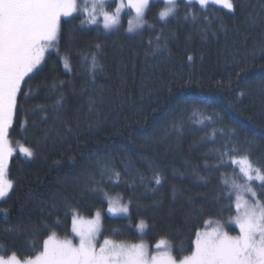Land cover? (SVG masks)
I'll return each mask as SVG.
<instances>
[{"label": "trees", "instance_id": "16d2710c", "mask_svg": "<svg viewBox=\"0 0 264 264\" xmlns=\"http://www.w3.org/2000/svg\"><path fill=\"white\" fill-rule=\"evenodd\" d=\"M77 2L91 8L95 0ZM116 2L108 0L107 10ZM238 2L235 15L214 6L209 24L198 5L187 10L183 0L175 17L160 21L164 0H152L145 27L131 33L127 8L119 29L107 32L102 23L82 25L81 13L62 18L57 50L18 96L10 130L17 150L8 166L13 189L0 201L7 209L0 212V254L34 256L52 231L72 233L75 213L103 211L102 236L149 244L165 238L182 256L208 220L236 213L222 177L239 173L238 166L225 157L217 167L225 146L236 145L264 169V0ZM186 10L197 20H185ZM157 35L161 50L154 54ZM93 54L103 70L90 69ZM20 144L33 157H24ZM153 171L161 185L150 183ZM105 193L121 195L129 213L107 214ZM141 219L148 225L143 232Z\"/></svg>", "mask_w": 264, "mask_h": 264}, {"label": "snow or ice", "instance_id": "6c2138e0", "mask_svg": "<svg viewBox=\"0 0 264 264\" xmlns=\"http://www.w3.org/2000/svg\"><path fill=\"white\" fill-rule=\"evenodd\" d=\"M151 2L152 0H118L114 10L108 11V0H95L91 8L79 7L77 0H0V201H6L13 189L8 166L17 150L10 139V130L18 111V96L22 93V86L27 83L26 78L32 79V74L40 70L46 50L58 42L61 17L81 13L84 16L82 25L102 23L103 30L107 32L119 29L121 14L127 8L135 13L134 20H128L127 31L131 33L145 27V16ZM183 2L187 10L192 9L193 4L198 5L202 19L209 24L210 17L217 11L214 6H219L232 15H235L238 7H242L238 0ZM164 3L165 7L158 12V18L167 22L170 17L178 14L179 0H164ZM187 10L184 19L196 21V13H189ZM216 18L219 19L218 16ZM161 39L160 35L155 37L154 54L161 50ZM152 43V40L148 41L149 45ZM166 46L165 41L164 48ZM96 48L100 49L101 45L97 44ZM187 60L191 62L193 56L188 55ZM90 62L93 72L96 69L103 70V65L95 54L90 57ZM64 66L69 67L67 60ZM205 119L211 121L212 116ZM225 147L226 150L220 154L221 164L217 167L223 166L225 157L232 165L239 167V173L233 172L231 178L222 177L226 198L231 202L235 196L236 214L230 218V223L239 229L237 235H230L220 224L211 231L197 230L189 254L182 256L173 254L172 245L165 238L156 242L155 252H150L149 246L143 242L117 243L107 238L98 246V238L102 234L101 211H96L95 217L90 220L73 217L72 232L78 237V243L68 238L60 239L52 231L43 240L42 250L34 256L21 257L15 251L10 255L0 254V264H264V202L257 199V191L252 184L253 181H259V187L264 189V169L256 167L247 152L239 151L236 145L230 149ZM19 152L26 158L34 155L33 149L23 144L19 145ZM109 175L119 177V173L111 170ZM241 176L243 183L238 182ZM162 181L160 172L153 171L150 183L161 185ZM156 190L153 188V191ZM245 194L251 195V203L245 198ZM261 195L264 196V192ZM105 196L108 194L105 193ZM231 207L230 203L229 208ZM0 212L7 215V209H0ZM107 212L113 216L126 215L129 213V204L108 197ZM58 224L59 218L54 226ZM137 227L143 232L148 225L141 219Z\"/></svg>", "mask_w": 264, "mask_h": 264}, {"label": "rangeland", "instance_id": "374dc122", "mask_svg": "<svg viewBox=\"0 0 264 264\" xmlns=\"http://www.w3.org/2000/svg\"><path fill=\"white\" fill-rule=\"evenodd\" d=\"M117 1H118V0H117ZM124 10H125V9H124ZM123 13H124V11L122 12L121 17L123 16ZM134 17H135V13H134V11H133V14H132V16H131L129 19H133V20H134ZM62 18H68V17H63V16H62V17H61V20H62ZM121 20H122V18H121ZM127 26H128V25H127ZM57 48H58V47H57V43H56L54 46L49 47V48L46 50V52H45V55H44V59H43V61L45 60V58H46L48 52H50V51H52V50H57ZM43 61H42V62H43ZM41 64H42V63H41ZM68 64H69V63H68ZM67 69H69V67H68ZM24 146H25V145H24ZM238 169H239V167H238ZM238 182L243 183V178H242V176L238 179ZM254 182H259V181H253V182H252L253 186H254ZM254 188H255V190L257 191V199H260V200L262 201V199L259 197L258 189H257L255 186H254ZM108 197H111V198H113V199H120L122 203H128V204H129V202L126 201L121 195H112V194H109ZM245 198L248 199L250 203L252 202V199H253V198L251 197L250 194H245ZM234 201H235V197H234ZM262 202H263V201H262ZM107 208H108V207H107ZM107 208H106L105 212H106L107 214L112 215L111 213H108V212H107ZM235 214H236V213H235ZM235 214H234L232 217H234ZM119 215H125V214H119ZM126 215H127V214H126ZM74 216H77V217L80 218V219L90 220V219H93V218L95 217V214L92 215V216H81V215H79L78 213H75ZM74 216H73V217H74ZM232 217H231V218H232ZM102 219H103V211H101V233H102ZM217 224L222 225V226L224 227V230L228 231L230 235H237V234H238L239 229L235 226V224L230 223V218H229L227 221H222V220H219V219H210V220H208V222H206V226H204L203 228H201L199 231H211V229H212L213 227H216ZM230 226H235L236 229H237V231H236V232H232V231L229 229ZM57 235H58V234H57ZM58 237H59L60 239H65V238L72 239L74 243H78V237H76L75 234H74L73 232H72L69 236H60V235H58ZM106 238H107V239H110V238H108V237H104V236H102V234H101V235L99 236V238H98V246H99V244L102 243L103 240L106 239ZM112 240H113V239H112ZM114 241H116V240H114ZM116 242H117V243H140V242H143V243H145V244H147V245L149 246V251H150V252H155V251H157V250L155 249V247H154L156 243H154V244H149V243L145 242L144 240H141V241H135V242H123V241H116ZM161 250H163V249H161Z\"/></svg>", "mask_w": 264, "mask_h": 264}]
</instances>
